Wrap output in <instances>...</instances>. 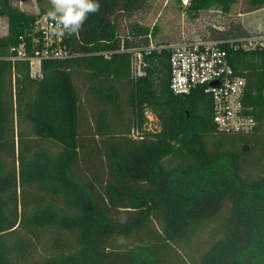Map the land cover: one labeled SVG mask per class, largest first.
Here are the masks:
<instances>
[{
	"label": "trees",
	"instance_id": "obj_1",
	"mask_svg": "<svg viewBox=\"0 0 264 264\" xmlns=\"http://www.w3.org/2000/svg\"><path fill=\"white\" fill-rule=\"evenodd\" d=\"M37 1L40 13L47 12L45 0ZM147 1L98 0L100 10L65 41L71 54L41 59L40 74L33 76L29 59L11 56L17 55L21 37L33 54L37 14L0 0V15L9 23L8 33L0 36V264H166L168 241L186 237L195 224L218 217L227 207L223 237L200 264H264V173L255 178L243 174L245 139L238 134V150L209 151L205 135L222 134L213 123L211 95L201 88L184 95L172 92L171 52L143 51L160 45L150 41L148 29L134 28L133 40L122 39L115 17ZM238 1L189 0L186 9L191 15L212 7L230 12ZM245 3L244 12L264 7V0ZM141 34L145 40L136 41ZM247 34L243 26H233L214 29L208 38ZM223 47L236 70L248 75L249 93L261 91V51ZM136 51L146 62L142 76L133 70ZM83 74L89 75V92L99 105L89 150L81 141V96L75 83ZM124 90L130 116L114 131L110 114L122 112ZM147 108L160 129L135 139L129 132L143 127ZM15 117L29 124L35 136L57 143V149L21 145L17 165L9 166L3 154L15 155ZM94 150L108 173L101 188L81 169L84 155ZM168 156L178 161L169 169L163 164ZM153 215L163 219L162 237L126 249L111 246L113 237L142 230ZM44 235L45 245L40 244Z\"/></svg>",
	"mask_w": 264,
	"mask_h": 264
},
{
	"label": "rangeland",
	"instance_id": "obj_2",
	"mask_svg": "<svg viewBox=\"0 0 264 264\" xmlns=\"http://www.w3.org/2000/svg\"><path fill=\"white\" fill-rule=\"evenodd\" d=\"M14 7H17L27 13L39 14L41 4L37 0H12ZM42 5L48 10L50 5L45 0ZM189 0H148L145 6L134 12H120L116 18L119 26V32L122 39L129 36L133 40L134 28L137 30H149V38L152 43L169 45L184 39L208 38L214 29L242 28L249 33L264 32V7L244 12L246 10L245 0L235 3L230 12H225L221 8L212 7L200 11L196 15H191L186 7ZM243 11V12H242ZM117 14V13H116ZM8 19L0 15V36L8 33ZM239 25V26H237ZM133 32V33H132ZM155 32V35L153 34ZM152 34V35H151ZM136 41L143 42L145 35H136ZM34 69L38 70L39 61L35 60ZM76 86L80 91V136L85 149H91L93 146V130L99 105L97 97L89 92V75L83 74L75 79ZM121 113H111L110 122L114 123V131H117L121 120H126L130 116L129 107L126 104V91H123ZM15 99V97H14ZM147 113L152 114L153 120H149ZM146 121H149L151 128L158 130L160 121L149 108L145 110ZM145 121V122H146ZM149 125V124H148ZM157 125V127H156ZM132 130V129H131ZM131 130L129 134L131 133ZM152 132V131H150ZM130 136V135H129ZM238 135H222L209 133L205 135V144L209 151H234L240 148ZM246 144L245 150L248 153V160L243 167L242 172L249 178H255L264 173V133H251L241 135ZM15 137V155L5 152L3 158L9 166L17 165V153L21 145L28 144L30 149L46 146L50 149H57V143L49 139H43L35 136L31 126L24 122L18 121L15 117L14 125ZM20 138V139H19ZM22 139V141H20ZM220 144V147H218ZM94 149V147H93ZM95 152V150H94ZM89 153L81 163V169L84 170L88 177L96 182L99 188L108 180V173L105 163L98 153ZM178 163L177 159L168 156L164 159V167L169 169ZM36 194H38L36 192ZM229 207L225 208L221 215L216 218L206 220L195 224L189 234L179 240H171L165 246L166 264H200L203 254L211 245L221 237L223 231L221 224L223 219L228 215ZM163 235V219L161 216L153 215L145 228L137 230L129 236H116L111 239V246L117 249H126L147 244L153 238H160ZM32 237L35 235L32 234ZM50 237V235H49ZM123 237L124 243L118 244L117 239ZM48 243L47 235L41 236L40 244Z\"/></svg>",
	"mask_w": 264,
	"mask_h": 264
},
{
	"label": "built area",
	"instance_id": "obj_3",
	"mask_svg": "<svg viewBox=\"0 0 264 264\" xmlns=\"http://www.w3.org/2000/svg\"><path fill=\"white\" fill-rule=\"evenodd\" d=\"M46 13H39L34 20L31 34L33 54L27 53L25 38L21 37L20 44L14 48L17 55L11 56L12 59H29L32 70L35 60L39 61L38 70L31 71L33 76L40 74L41 59L64 58L71 54L65 43L69 37L58 39L49 34L50 20ZM224 44L234 50L261 51L263 59L261 91L253 90L249 93L248 75L236 70L231 62L229 50L223 47ZM163 48L171 52L169 62L172 92L184 95L201 88L209 93L212 99L213 123L219 133L230 135L264 133V32L222 40L184 39L169 45L151 44L142 50L149 53L151 50ZM105 55L108 56V53ZM145 65L141 51H136L133 58L136 76L145 74L143 68ZM146 115L149 120H153L152 114ZM158 130L152 129L149 121H146L142 128L139 126L132 128L130 135L135 139H142L145 132Z\"/></svg>",
	"mask_w": 264,
	"mask_h": 264
},
{
	"label": "clouds",
	"instance_id": "obj_4",
	"mask_svg": "<svg viewBox=\"0 0 264 264\" xmlns=\"http://www.w3.org/2000/svg\"><path fill=\"white\" fill-rule=\"evenodd\" d=\"M49 9L47 17L50 20L49 34L58 39L78 35L90 15L100 10L98 0H48ZM126 217H121L125 222ZM124 238L117 239L118 244H123Z\"/></svg>",
	"mask_w": 264,
	"mask_h": 264
}]
</instances>
